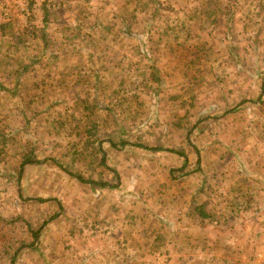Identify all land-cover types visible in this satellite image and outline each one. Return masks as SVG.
<instances>
[{
  "label": "rangeland",
  "instance_id": "374dc122",
  "mask_svg": "<svg viewBox=\"0 0 264 264\" xmlns=\"http://www.w3.org/2000/svg\"><path fill=\"white\" fill-rule=\"evenodd\" d=\"M169 1L58 2V22L46 28L51 31L46 47L58 57L37 55L38 40L16 51L38 63L28 65V78L17 75L21 86L15 93L24 102L0 101V264H184V257L188 264H202L203 254L230 257L231 249L221 242L204 251L198 230L191 231V248L174 242L186 235L179 228L187 209L191 228L198 225L199 207L209 223L220 218L241 225L238 208L252 206L248 195H264V28L259 23L264 6L255 0H203L224 3L218 22L208 18L195 25L199 34L212 37L190 66L182 65L183 57L167 66L163 53L154 54L168 39L173 47L176 32L180 38L193 33L168 22L171 13L164 15L160 7ZM238 6L253 19L247 23L250 31L261 28L258 36L242 35L241 24H233L230 9ZM255 9L261 12L258 24ZM1 70L5 89L13 83L6 82L12 73ZM90 124L95 136L83 130ZM109 137L148 148L114 147L105 140ZM98 143L106 167L99 163ZM26 151L36 162L25 164L16 181ZM52 159L93 180L114 183V170L117 186L81 183ZM120 192L138 201H122ZM236 195L237 204L230 205L229 196ZM158 216L170 220L167 230ZM248 223L257 248L250 257L238 249L237 262L245 253L253 264H264V214ZM147 239L156 245L163 239L167 247L158 249ZM177 256L183 258L173 261Z\"/></svg>",
  "mask_w": 264,
  "mask_h": 264
},
{
  "label": "crops",
  "instance_id": "0c3cea01",
  "mask_svg": "<svg viewBox=\"0 0 264 264\" xmlns=\"http://www.w3.org/2000/svg\"><path fill=\"white\" fill-rule=\"evenodd\" d=\"M7 2L11 3L10 0H0V7L2 5L8 4ZM256 2L260 3L261 6H264L263 0H255V3ZM82 3H94V2H92V0H84L82 1ZM165 4H167V6H164L166 10H164L163 7H160V9L162 12H164V15H165V12H168L169 14L171 13L169 16V19L170 17L171 19L168 22L173 20L175 24H179L180 26H182L180 28L185 29V34L189 33L190 31L193 33L188 34L189 38H185L184 35L182 38H180L179 33L181 32H176L175 34H173L172 40H171L174 46L172 47V45L168 43V40H169L168 39L165 41L167 42L165 43V47L162 48L161 50H158L154 55L158 56L163 53L165 55L164 57H166L168 60L166 61L167 66L169 63L172 66L178 65L179 64L178 61L182 60V57H183L182 65L190 66L189 63L192 62V59H196L197 55L200 56V49H199L200 46L202 45L205 46L208 38L212 37L211 35L205 34V33L199 34L200 30H198V28L196 29L195 25L198 26V24H200L202 21H206L208 18H211L210 21L218 22L222 16V13L219 12L218 10L219 9L221 10V7H222L221 4L224 5V3H203V0H193V1L172 0ZM155 6H157L156 3H155ZM27 7L29 9L28 16H24L21 13H15L10 18V20H7V21L2 19V17L0 16V68L6 71V73H8L9 75L10 73H12L10 75V79L6 82L9 83L10 80L13 82V83L4 85L5 86V89H4L2 87L4 83H2L1 78H0V101L4 99V101L6 100L9 102H12V101L13 102H24L23 101L24 98L20 97V95L15 93V91H18L16 89L21 86L20 81L17 79V75L21 73L22 76H24L25 78H28L29 70H27V67L29 64H31L32 66V63H33L32 60H34V62L37 64L38 58L35 56L29 57V55L24 54V53H20L18 57L16 55V51H18V49L21 48V45L25 44L28 41H30L29 44L33 45L34 41L38 40L40 41L39 43L40 46L37 45V50H36V52H38L37 55H43V57L46 56L47 58L51 55L54 59L58 57V54L55 55L54 49L51 50L46 47L47 45L46 42H48V40L46 39L47 34L49 35L51 33V31H47L46 28L48 27V25H51V23L58 22V14H55L56 9H58V7L55 9L48 10L41 3H28ZM241 10L242 8L240 7L239 9H236L235 11L233 8L230 9L229 15H230V18L233 24L235 23L241 24V34L242 35H248L249 33H251L253 34V36H258V33H261V28H259L258 26H253L252 30L250 31V27L247 26V23L252 22L253 19L251 18L248 21L247 16H251V15L246 14V17H245V13H243V11L241 12ZM48 11L50 12L49 14H47ZM254 11L256 13H253L252 16H254L255 18L254 19L255 23L258 24L259 19H260L259 16L261 12L259 11L257 13L256 9ZM259 23L263 29L264 20L262 21L260 20ZM184 26H189V27L183 28ZM208 33H212L210 28L208 29ZM263 34H264V30H263ZM56 38L57 39L55 43H53V45L55 49H57V53H58V34ZM192 42H195L197 44V47L196 45H194L195 43H192ZM31 48L32 46L28 47L25 51L28 52V50H33ZM8 49H10V51H8ZM201 50L204 51V49H201ZM25 56H27V58L29 59L27 60ZM185 58H188L191 60L189 61V60H186ZM1 91H6V95H2ZM15 99L17 100L14 101ZM262 187H263L262 189H264L263 184H262ZM118 195L120 196L119 198L122 201L123 200L125 201L131 200L134 202L138 201L137 198L134 197L133 194L131 193L124 194L120 192ZM246 200L248 202L250 201H253V202L249 203L252 206H248L245 209L243 208V205L242 207L238 208L239 211L237 212V215L244 218L243 220L244 223H242L241 225H234L236 223L235 220H232L230 224H228V222L225 221V219H220V218H218L213 223H209L207 222V219H209L208 218L209 215L207 214V211L204 209H201V210L199 209L198 212H194L195 213L194 217L199 220L198 225L195 228H191V224H190L191 222L189 221L190 220L189 215L191 214L190 212L191 209L190 208L187 209L185 213V216L187 217L186 218L187 221L185 222V225L184 223H182L180 224L182 225L180 228L177 227L179 228V230L185 231L186 235L184 233L177 235L181 237V242H174V245L175 246L177 245L178 248H181L184 250L186 249V247L191 248L192 242H193L191 231L198 230L199 238H200L199 240L202 241V244L200 246L204 247V251L205 249L210 247L212 243L216 245L219 242H221V244L225 246L227 249H231L229 252L230 257L228 256V257H222L221 259H218L217 257L218 253L217 255H215L216 253H214V255H211V257L205 256V254H203L202 256H200L199 258L200 260H198V262L200 261V263L202 264H219L221 262H225V264H236V263L237 264H242V263L249 264L250 262L251 264H253L251 262L252 258H251V261H249L250 258L248 259L245 253L239 254L238 262H237L238 257L236 255H237L238 249H242V250H245L246 253L249 252L248 254L250 257L251 256L250 254L257 248L255 245L256 243L253 241L254 239L252 238L254 237V235L252 236V233L249 232V230H251V224H249L248 222L251 217L257 218L259 213L264 214V195H262V197H258L256 194H250L248 195V198ZM260 200L263 201L262 204H258L254 202V201H260ZM233 202L237 204L238 202L237 195L235 198H233V196L232 197L229 196L230 205H233ZM132 206H134V204L130 205V207ZM254 206H258V207L252 208ZM225 209L226 208H223L222 210H225ZM234 210H237V209H234ZM254 211H256L255 214H254ZM231 212L233 213L234 211L231 210ZM220 216L221 217L224 216V213H221ZM230 216H232V214H230ZM158 217L161 218L160 220L159 219L158 220L162 224H165V226L163 225V228L167 230V228L169 227L170 220L168 221L167 218L162 219L163 217H160V216ZM212 224H215V225H212ZM244 227H246V229L243 230ZM119 230L120 229H116V231L113 230V232H111L110 234L112 235L113 233H116ZM263 234H264V229H263ZM141 235L144 237L145 235L144 231H141ZM126 239L127 237L125 236L123 240H126ZM147 240H149L152 246L158 249L159 247H163V246L164 248L167 247L165 245V240L163 239L160 241V244H159L160 246L156 245L155 241L153 243L152 240L151 241L150 239H147ZM256 240L257 239L255 238V241ZM176 241H180V240L177 239ZM148 244L149 243L147 241V245ZM220 247L221 246H219L218 248ZM261 248H264V243ZM260 255L261 254H259L258 256ZM177 258H183V257L177 256V257L172 258V260L176 261ZM183 260H185L183 262L184 264H188L191 262L189 259H185V257L183 258ZM26 263L27 261L20 262L18 264H26Z\"/></svg>",
  "mask_w": 264,
  "mask_h": 264
},
{
  "label": "trees",
  "instance_id": "16d2710c",
  "mask_svg": "<svg viewBox=\"0 0 264 264\" xmlns=\"http://www.w3.org/2000/svg\"><path fill=\"white\" fill-rule=\"evenodd\" d=\"M263 86H264V78L261 80V88H263ZM84 100L86 101L87 98H85ZM96 102H97V100L94 97L93 98V103H96ZM83 130H84L86 135L95 136V134H93L95 132V125H93V124H90V126L86 125ZM76 134H78V133H76ZM105 140L109 144L114 146V147H122L123 145L128 144V145H135V146H138L140 148H148V147L142 145L141 143H134V142L128 141L124 137H119L116 140L114 138H112V137H109V138H106ZM149 149H152V148L149 147ZM153 149L154 150H161L160 147H153ZM95 151H99V153H100V151H101L100 143H98V145L95 146ZM33 162H36V159H34L31 156V152L30 151H26V152L21 153L20 161H19V164H18V167H17V170H16V178H15L16 181L19 180V178H20V175H21L22 170H23V166L25 164H29V163H33ZM52 162H54L56 165H58V167L61 168L64 172H66L70 177L76 179L77 181H79L81 183L84 182V183H87V184L97 185L100 188H108V189L116 188V186H117L118 177H117L116 172H114V170H111V171H112V177H113V179H115V182L114 183H110V182L101 181V180H93V179H90V178H84L79 173H76V172H73L71 170H68L67 167H65V165H63L59 161L57 162V161L52 159ZM99 163L103 164L104 167H106V165L103 162L102 153H100V156H99ZM185 164H186V161H185V158H183L182 159V163H181V167H183ZM38 201H41V199H38ZM199 209L201 210L202 208L199 207ZM200 214H201V212H200ZM35 237H36V234L34 233V238Z\"/></svg>",
  "mask_w": 264,
  "mask_h": 264
},
{
  "label": "built area",
  "instance_id": "2783aa9c",
  "mask_svg": "<svg viewBox=\"0 0 264 264\" xmlns=\"http://www.w3.org/2000/svg\"><path fill=\"white\" fill-rule=\"evenodd\" d=\"M11 3L7 2L8 4L2 5L0 7V16L4 20H10L15 13H21L24 16L29 15L28 3H41L44 5L48 10L55 9L58 7V2H80L83 0H10Z\"/></svg>",
  "mask_w": 264,
  "mask_h": 264
}]
</instances>
